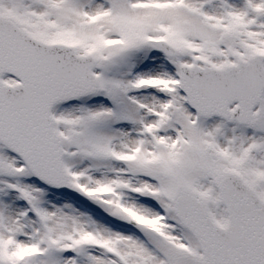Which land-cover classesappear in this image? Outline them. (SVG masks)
I'll use <instances>...</instances> for the list:
<instances>
[{"label":"snow or ice","instance_id":"obj_1","mask_svg":"<svg viewBox=\"0 0 264 264\" xmlns=\"http://www.w3.org/2000/svg\"><path fill=\"white\" fill-rule=\"evenodd\" d=\"M0 264H264V0H0Z\"/></svg>","mask_w":264,"mask_h":264}]
</instances>
